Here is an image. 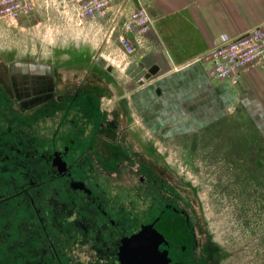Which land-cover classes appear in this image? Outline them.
<instances>
[{
	"label": "flooded vegetation",
	"instance_id": "flooded-vegetation-1",
	"mask_svg": "<svg viewBox=\"0 0 264 264\" xmlns=\"http://www.w3.org/2000/svg\"><path fill=\"white\" fill-rule=\"evenodd\" d=\"M28 75L22 95L20 76L13 96L0 91V264H65L70 238L80 258L69 263L186 264L190 252L199 264L193 204L181 182L135 146L126 113H108L82 82L57 91ZM15 104L28 113L12 119L29 121L31 132L11 129L6 110ZM143 227L159 255L123 259V242Z\"/></svg>",
	"mask_w": 264,
	"mask_h": 264
},
{
	"label": "rangeland",
	"instance_id": "rangeland-1",
	"mask_svg": "<svg viewBox=\"0 0 264 264\" xmlns=\"http://www.w3.org/2000/svg\"><path fill=\"white\" fill-rule=\"evenodd\" d=\"M55 33L49 35L41 24L32 27L0 22V91L13 96L10 86H16L20 76L22 95L28 88L30 71L37 78L53 82L57 91L82 82L97 93L104 110L117 112L121 107L126 123H131L124 97L127 77L100 57L103 52L114 51L116 33L106 41L108 28L104 24L100 30L86 25L84 29ZM49 68L54 71L52 79ZM6 113L12 130L21 128L28 133L36 127L29 121L21 124L12 119L28 113L16 104ZM8 124L3 122L1 126ZM128 133L135 146L183 185L202 236L199 264H264V138L244 116L219 118L179 134L148 132L136 123L129 126ZM177 228L186 235L182 222ZM67 243L72 249L65 257L71 262L78 260L79 247L72 238ZM189 256L190 252L184 253L182 259L193 264ZM67 260L65 264H74Z\"/></svg>",
	"mask_w": 264,
	"mask_h": 264
},
{
	"label": "crops",
	"instance_id": "crops-1",
	"mask_svg": "<svg viewBox=\"0 0 264 264\" xmlns=\"http://www.w3.org/2000/svg\"><path fill=\"white\" fill-rule=\"evenodd\" d=\"M151 17L144 44H134L129 61L152 75L127 77L124 94L131 123L148 132L187 133L219 118L244 116L264 138V56L239 71L236 80H214L207 60H193L210 48L264 24V0H132ZM16 23L40 25L37 14ZM193 60V61H191ZM121 113V107L117 110ZM129 121V122H130Z\"/></svg>",
	"mask_w": 264,
	"mask_h": 264
},
{
	"label": "built area",
	"instance_id": "built-area-1",
	"mask_svg": "<svg viewBox=\"0 0 264 264\" xmlns=\"http://www.w3.org/2000/svg\"><path fill=\"white\" fill-rule=\"evenodd\" d=\"M130 2L132 0H0V22L10 25L21 14L35 13L49 35L62 29H84L86 25L100 30L104 24L108 28L106 41L116 33V47L113 52L101 53L100 57L120 69L127 66L134 44H144L151 25L146 7L140 3L131 6ZM263 56L264 24H259L193 60L205 59L210 63L207 74L211 79L236 80L241 69Z\"/></svg>",
	"mask_w": 264,
	"mask_h": 264
},
{
	"label": "water",
	"instance_id": "water-1",
	"mask_svg": "<svg viewBox=\"0 0 264 264\" xmlns=\"http://www.w3.org/2000/svg\"><path fill=\"white\" fill-rule=\"evenodd\" d=\"M100 61H102V59H99V62ZM119 68L123 74L139 82L149 78L152 75V71L144 69L141 64H137L136 62H131L126 67L120 66ZM146 232V227H143L142 230H140L134 236L125 239L126 242H123L124 246L122 251L124 254L123 259L129 261L143 260L150 263L155 256L159 255V252L152 246L151 242L148 243L146 241ZM129 253L131 256L130 258H127L126 256H128Z\"/></svg>",
	"mask_w": 264,
	"mask_h": 264
}]
</instances>
